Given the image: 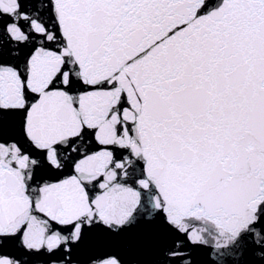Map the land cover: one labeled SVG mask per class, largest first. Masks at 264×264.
Instances as JSON below:
<instances>
[{
	"label": "snow or ice",
	"instance_id": "1",
	"mask_svg": "<svg viewBox=\"0 0 264 264\" xmlns=\"http://www.w3.org/2000/svg\"><path fill=\"white\" fill-rule=\"evenodd\" d=\"M0 264H264V0H0Z\"/></svg>",
	"mask_w": 264,
	"mask_h": 264
}]
</instances>
